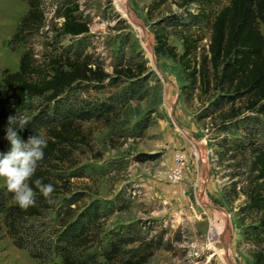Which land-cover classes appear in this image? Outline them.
Returning a JSON list of instances; mask_svg holds the SVG:
<instances>
[{
  "label": "trees",
  "instance_id": "16d2710c",
  "mask_svg": "<svg viewBox=\"0 0 264 264\" xmlns=\"http://www.w3.org/2000/svg\"><path fill=\"white\" fill-rule=\"evenodd\" d=\"M25 1L28 10L8 42L11 49L46 25L42 1ZM167 4L168 9L163 10ZM56 12L51 20L54 36L82 37L89 32L77 1L63 0ZM146 16L154 21L155 52L180 67L181 93L189 98L197 90L203 103L198 117L212 120L208 137L215 139L210 143L212 161L228 170L229 195L224 196L232 201L243 195L238 213L248 218L244 236L251 246V264H264V0H151ZM55 18L61 21H53ZM170 34L180 40V52L169 43ZM145 70L140 62L115 67V76H110L82 50L71 52L63 47L40 60L29 45L21 53L17 69L0 78V153L11 147L5 138L10 115L27 119L23 130L13 126L23 141L38 135L47 140L44 158L28 181L36 192L35 205L21 210L14 194L0 187V214L16 246L27 247L30 241L35 247H29L32 256L52 264H58L53 256L61 258L59 264L146 263L150 254L119 259L121 245L139 240L136 232L113 231L102 247L100 220L104 215L95 202L77 211L79 194L66 195L72 192L65 169H61L73 162L76 149L89 144L90 132L81 121L109 117L117 105L128 102ZM113 77L128 81L118 94L96 101L77 97V92L105 79L113 84ZM37 179L54 186L53 203L35 188ZM57 201L61 207L55 229L45 235L28 224L54 208ZM27 235L31 239H25ZM94 245L101 249L97 254L89 253Z\"/></svg>",
  "mask_w": 264,
  "mask_h": 264
},
{
  "label": "rangeland",
  "instance_id": "374dc122",
  "mask_svg": "<svg viewBox=\"0 0 264 264\" xmlns=\"http://www.w3.org/2000/svg\"><path fill=\"white\" fill-rule=\"evenodd\" d=\"M41 1L45 27L11 49L8 42L28 4L0 0V78L17 69L18 55L29 45L40 60L63 47L71 52L82 50L110 76H115V67L142 62L146 68L128 102L117 105L109 117L81 121L90 132L89 144L76 149L73 162L61 168L72 192L66 195L79 194L77 211L95 202L104 215L100 220L102 247L113 231H133L139 240L121 245L119 259L137 253L150 254L145 264H251V246L244 236L248 218L238 213L244 197L230 201L224 196L229 195L228 170L212 161L210 143L215 139H208L212 120L199 119L203 103L197 90L189 98L181 93L179 65L154 50V21L146 16L151 0H71L77 1L78 13L89 23V32L82 37L54 36L51 20L63 0ZM119 5L126 7L141 30L121 14ZM168 41L181 51L180 40L173 34ZM124 81L115 77L111 84L105 79L77 92V97L105 100L118 94L128 82ZM261 141L264 146V132ZM175 166L180 171L173 177ZM0 187L7 190L3 178ZM60 207L57 201L28 224L46 235L57 227ZM217 213L226 223L214 238L210 233ZM29 247L33 248L30 241L27 247L13 243L0 214V264H52L32 256ZM100 250L94 245L89 253ZM97 258L104 262L102 256ZM52 260L61 262L59 256Z\"/></svg>",
  "mask_w": 264,
  "mask_h": 264
},
{
  "label": "clouds",
  "instance_id": "9594fccd",
  "mask_svg": "<svg viewBox=\"0 0 264 264\" xmlns=\"http://www.w3.org/2000/svg\"><path fill=\"white\" fill-rule=\"evenodd\" d=\"M27 123L24 117H8L5 138L11 147L6 153H0V178L4 179L8 192L14 194L13 198L21 210L35 205L36 192L28 181L35 173L38 162L44 158V149L47 147V140L39 135L29 137L26 142L20 138L13 126L23 130ZM34 183L43 197L53 203L51 194L55 191L54 186L51 183L45 184L40 179Z\"/></svg>",
  "mask_w": 264,
  "mask_h": 264
},
{
  "label": "bare ground",
  "instance_id": "6f19581e",
  "mask_svg": "<svg viewBox=\"0 0 264 264\" xmlns=\"http://www.w3.org/2000/svg\"><path fill=\"white\" fill-rule=\"evenodd\" d=\"M117 1V0H116ZM119 2H121V0H119ZM119 11L121 12V14L126 17L129 21H131L132 23H134L135 25H137V28L139 30H141V25L137 24L134 20V18L132 17V15L129 13V11L126 9V7L120 6L119 5ZM152 54V51H151ZM152 56V55H151ZM219 215V216H218ZM218 218V219H216ZM225 220L220 216V214H216L215 216V220H213L212 223V229H211V235L215 238L218 236L219 232L222 230L223 226H225ZM216 250V249H215ZM220 252V251H219ZM228 253V252H227ZM225 264H230L229 262H225Z\"/></svg>",
  "mask_w": 264,
  "mask_h": 264
},
{
  "label": "built area",
  "instance_id": "2783aa9c",
  "mask_svg": "<svg viewBox=\"0 0 264 264\" xmlns=\"http://www.w3.org/2000/svg\"><path fill=\"white\" fill-rule=\"evenodd\" d=\"M179 168L177 166H175L174 170H173V177H176L177 174L179 173Z\"/></svg>",
  "mask_w": 264,
  "mask_h": 264
},
{
  "label": "crops",
  "instance_id": "0c3cea01",
  "mask_svg": "<svg viewBox=\"0 0 264 264\" xmlns=\"http://www.w3.org/2000/svg\"><path fill=\"white\" fill-rule=\"evenodd\" d=\"M19 57H20V54L18 55V59H17V61L19 60ZM17 67H18V65H17Z\"/></svg>",
  "mask_w": 264,
  "mask_h": 264
}]
</instances>
